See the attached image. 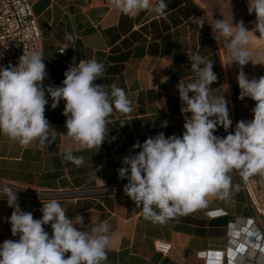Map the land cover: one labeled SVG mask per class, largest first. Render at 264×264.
I'll return each mask as SVG.
<instances>
[{
	"label": "crops",
	"instance_id": "obj_1",
	"mask_svg": "<svg viewBox=\"0 0 264 264\" xmlns=\"http://www.w3.org/2000/svg\"><path fill=\"white\" fill-rule=\"evenodd\" d=\"M30 1L44 39L48 72L44 85L60 86L73 58L76 63L96 59L105 65L104 78L96 83H116L134 101V108L128 114L114 110L107 118L100 150L81 149L64 135L63 100L56 109L50 107V98L46 105L45 117L56 131H50L49 145L33 141L23 147L0 134V244L18 239L12 236L8 222L13 208L3 189L9 187L17 192V201H10L12 206L18 202L34 219L41 218L42 203L56 199L70 219L83 216L86 229L93 223L108 222L111 241L106 264H264V243L255 240L254 230L247 225L254 223L264 241V178L260 175L245 182L234 170L233 189L227 198L208 196L204 205L165 223L145 219L125 194L63 197L124 186L127 180L118 179L117 169L123 166L124 156L140 151L132 150L133 144H142L160 132L183 134L185 119L176 86L180 79H196L188 55L199 53L214 61L218 79L210 86V95L227 99L233 121L229 131L237 121L253 118L255 102L238 99L239 66L231 64L226 45L217 43L209 25L212 18L231 20L232 14L234 23L243 20L251 30L256 17L248 13V0H165L168 8L164 15L142 11L135 16L122 14L110 0ZM66 32L74 37V43L64 39ZM250 36L249 50L254 59L259 55L264 63V38L258 32ZM63 48H67V57L60 58ZM244 72L250 79L259 78L264 76V64L249 62ZM215 135L227 133L219 127ZM69 150L84 158L81 166L65 161ZM44 227L51 235V226ZM159 240L172 244L168 255L157 252Z\"/></svg>",
	"mask_w": 264,
	"mask_h": 264
},
{
	"label": "clouds",
	"instance_id": "obj_2",
	"mask_svg": "<svg viewBox=\"0 0 264 264\" xmlns=\"http://www.w3.org/2000/svg\"><path fill=\"white\" fill-rule=\"evenodd\" d=\"M122 14L135 16L142 11L164 15L165 0H110ZM248 13L255 14L254 27L249 30L243 20L233 22L213 19L209 24L213 38L223 42L231 64L239 66L236 80L238 99L255 102L251 120H239L229 131L233 121L229 116L228 101L224 95H210V86L218 77L213 71L212 59L199 53L188 55L191 70L196 74L192 82L180 81L177 91L184 116L181 136H166L160 132L149 136L142 144L137 141L135 155L122 158L117 169L118 179L127 180L123 191L145 219L165 223L177 214H186L206 203V197L227 198L233 189L231 173L234 170L245 182L254 175L264 178V76H249L244 67L261 63L249 50L250 34L264 38V0H248ZM197 20H203L199 18ZM64 39L74 43V37L65 33ZM67 49V48H65ZM64 49V50H65ZM63 50V51H64ZM62 51V52H63ZM44 55L39 51L24 52L16 66L0 65V134L18 141L23 147L33 141L47 146L50 131L56 132L45 117L49 98L56 109L65 102L66 135L81 149L100 150L107 132V118L115 111L128 114L134 101L116 83L97 84L103 80L105 65L96 59L79 60L64 72L60 86L44 85L48 78ZM167 121L162 123L163 127ZM223 127L226 136L215 135ZM65 161L76 166L84 162L71 150ZM236 190L239 185L235 186ZM13 211L8 218L11 234L18 239H7L0 244V264H106L110 247L111 225L104 221L85 228L84 217L70 219L61 203L52 199L42 203L41 218L23 211L17 201V192L3 189ZM50 225L51 235L45 230Z\"/></svg>",
	"mask_w": 264,
	"mask_h": 264
},
{
	"label": "built area",
	"instance_id": "obj_3",
	"mask_svg": "<svg viewBox=\"0 0 264 264\" xmlns=\"http://www.w3.org/2000/svg\"><path fill=\"white\" fill-rule=\"evenodd\" d=\"M44 39L37 24V18L30 0H0V65L16 66L24 52L39 51L43 54ZM65 48L59 51L60 58L67 57ZM64 50V51H63ZM63 51V52H62ZM239 174V172L237 171ZM125 194L122 187H108L102 191L97 189L77 191L65 194L64 198H82L96 195ZM254 230L255 240L264 243L262 235L256 230L254 223L248 222ZM170 242L159 240L155 244L157 252L168 255L172 250ZM244 252V251H243ZM241 251V253L243 254Z\"/></svg>",
	"mask_w": 264,
	"mask_h": 264
}]
</instances>
